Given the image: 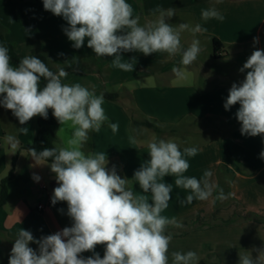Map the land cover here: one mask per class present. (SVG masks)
Masks as SVG:
<instances>
[{
  "label": "crops",
  "instance_id": "0c3cea01",
  "mask_svg": "<svg viewBox=\"0 0 264 264\" xmlns=\"http://www.w3.org/2000/svg\"><path fill=\"white\" fill-rule=\"evenodd\" d=\"M139 1L137 4L135 0H127L133 15L140 11L147 24L151 17L159 19L161 11L172 9L175 14L166 17V23L177 29L179 24L189 25L180 32V38L184 48L194 39L199 40L201 52L194 63L184 66L179 53L145 56L136 52L133 61L136 71L124 76L125 71L112 67L113 57H98L87 47V40L76 49L79 56L74 58L77 52H72V42L64 32L67 21L45 10L43 0H0V21L7 29L8 41L24 57L45 49L47 40L54 42L60 37L62 51L68 57L49 56L53 68L97 61L89 70L66 71L67 76L61 79L66 84L80 83L96 95H119L116 101L104 96L103 104L108 122L119 124L118 132L113 134L106 122L99 133L89 134L84 148L86 153L105 152L107 168L115 167L123 178L131 180L134 172L150 159L148 144L160 139L174 141L181 151L192 146L199 149L195 157H186L190 168L184 175L202 180L204 173L210 172L212 196L182 204L180 201L190 190L176 188L175 177L164 178L165 183L173 184V192L162 215L174 217L182 225L168 228L173 237L169 264L173 251H193L199 264H239V254L249 252L257 259L264 252V159L260 158L264 134L242 135L241 123L235 116L239 104L228 110L224 104L232 84L239 85L245 79L248 70L240 69L247 58L257 49L264 50V0ZM210 8L220 12L224 20L204 21L201 12ZM197 24L207 31L193 33L191 29ZM254 38H258V43H254ZM214 39L222 43L216 53ZM132 57L133 54H125L124 58ZM38 119L36 116L21 125L11 110L0 106V193L1 182L13 168L16 157L14 176L7 183V201L0 208V264H8L21 228L39 240L72 225L67 203H51L53 190L58 186L49 167L51 162H36L28 150L21 149L22 145L34 142ZM135 119L152 121L160 132L146 125L135 127ZM70 135L69 131L65 134L59 129L56 146L65 147ZM129 137L136 143H131ZM34 176H39V181ZM134 183L130 181L133 190L142 193L138 183ZM221 188L225 194H231L223 201L216 199ZM40 205L44 208L40 209ZM29 246L39 251L38 244ZM95 252L102 258L104 246H96ZM81 255L88 257L93 253ZM260 264H264V256L260 257Z\"/></svg>",
  "mask_w": 264,
  "mask_h": 264
},
{
  "label": "clouds",
  "instance_id": "9594fccd",
  "mask_svg": "<svg viewBox=\"0 0 264 264\" xmlns=\"http://www.w3.org/2000/svg\"><path fill=\"white\" fill-rule=\"evenodd\" d=\"M44 9L62 16L68 27L64 32L72 47L80 49L87 40V47L98 57H113L112 67L133 72L135 57L124 59L122 53L140 52L145 56L153 53L181 54V63L189 66L201 52L200 42L194 39L190 46L181 44L180 32L189 25L179 24L178 29L165 22L175 12H160L155 22L141 25L134 17L127 0H43ZM204 21L224 16L215 8L202 10ZM193 33L207 31L197 24ZM258 43V38H254ZM245 79L233 83L224 107L226 110L239 104L235 113L241 123V134L255 137L264 134V50L257 49L247 58L241 72ZM67 76L65 69L54 73L36 56H25L18 66L11 64L9 48L0 43V106L11 110L21 125L32 118L48 117V110L61 125L71 129L65 147L45 148L31 156L43 160L55 174L58 184L53 190L51 203H67V215L72 225L37 240L33 234L20 229L11 249L8 264H169V246L172 234L169 226L182 227L176 219L162 213L169 207L173 184L165 183L166 176L175 177L176 188L190 190L182 204L194 199L204 201L212 196L210 172L202 180L184 175L190 168L186 157H195V146H180L172 140L154 141L148 144L149 160L134 172L131 180L121 178L115 167L108 169L105 152H85L90 133H99L108 122L103 104L104 95H96L80 83H62ZM41 78L46 83L41 88ZM107 127L115 134L118 123L108 122ZM23 130V128H22ZM9 140L14 139L8 137ZM131 143H136L129 137ZM264 159V151L260 153ZM39 181V176H34ZM138 183L142 193L133 190ZM151 200H149V195ZM231 195L219 189L217 200ZM167 233V234H166ZM30 243L39 245L37 252ZM104 246L101 258L96 246ZM84 252L93 255L84 257ZM261 252L253 259L250 252L239 254V264H260ZM171 264H199L193 251L171 252Z\"/></svg>",
  "mask_w": 264,
  "mask_h": 264
},
{
  "label": "trees",
  "instance_id": "16d2710c",
  "mask_svg": "<svg viewBox=\"0 0 264 264\" xmlns=\"http://www.w3.org/2000/svg\"><path fill=\"white\" fill-rule=\"evenodd\" d=\"M18 1L23 2L25 0H18ZM141 16H142V13H141ZM6 34H7V29L0 21V43H3L5 46L9 48V55L11 57V62H13L15 66H18L20 59L23 58L24 56L18 52L17 46L14 43H11L8 41ZM213 43L215 46L214 52L216 53L217 47L219 45L222 46V43H220V41H218L217 39H214ZM32 56H36L37 58L41 59L42 61L46 63V65L49 67L51 71H53L54 73H58L59 69H55L52 67L49 54L47 51L43 50V51L33 54ZM94 63H97V61H95L94 59H91L86 63H78V64L69 65V66L62 67V68L65 69V71L89 70L90 67ZM45 83L46 81H44L43 78H41V88L44 86ZM104 96L107 99L112 100V101H116L119 97L117 93H113V94L105 93ZM134 125L135 127H138L139 125H146L147 127L154 128L155 130L160 132L156 124L150 120L139 122L135 119ZM60 127L61 125L58 123L56 118L52 115V110L49 109L47 119H44L39 116L38 133H37V136L34 142L31 144L22 145L21 149L28 150V151L30 149H35L36 152L39 153L43 151L45 148H52V147L58 148L56 146V141H57V136H58ZM48 162H52L51 159H49ZM15 164H16V157H14L13 159V168L10 170L9 174L1 182L0 208H2L7 201V196H8L7 183L14 176Z\"/></svg>",
  "mask_w": 264,
  "mask_h": 264
},
{
  "label": "rangeland",
  "instance_id": "374dc122",
  "mask_svg": "<svg viewBox=\"0 0 264 264\" xmlns=\"http://www.w3.org/2000/svg\"><path fill=\"white\" fill-rule=\"evenodd\" d=\"M135 2L137 3V4H139V0H135ZM136 16H138L139 17V22H140V24L141 25H145V24H147V22H146V18H145V16H141V14H140V11H139V13H137V15L136 14H134V17H136ZM156 20H158V19H156L155 17H151V19H150V23H152V22H155ZM149 23V22H148ZM188 32V31H187ZM187 34V33H186ZM188 34H189V32H188ZM47 35H48V37H49V39L50 38H52L51 37V33H47ZM61 39H60V37H56L55 39H54V42H51V41H49V40H47V43H46V46H45V49H42V50H46L48 53H49V56H50V58H53V55H58L57 56V58H59V59H61V58H67L68 56L67 55H65L64 54V52L62 51V46H61ZM45 44V43H44ZM41 50V51H42ZM48 50H51V52L50 51H48ZM77 52V54H74L73 55V57L74 58H78V56H79V54H78V51L76 50V49H74L73 48V50H72V52L74 53V52ZM53 54V55H52ZM125 54H133V56L135 57V58H137V53L136 52H126V53H122V55H124V57H125ZM56 58V57H55ZM57 58H56V60H57ZM125 59V58H124ZM11 63H13V62H11ZM57 63V62H56ZM58 65H60L61 66V64L60 63H58ZM136 70H135V68H134V71L133 72H125V73H123L124 74V76H129V75H132V73H134ZM119 104V103H118ZM66 131H69L70 133H71V129H69L68 127H64V130H63V133H65L66 134ZM153 135L155 136L156 134L155 133H153ZM108 169H110V167L108 168ZM117 174L121 177V178H123L118 172H117Z\"/></svg>",
  "mask_w": 264,
  "mask_h": 264
},
{
  "label": "built area",
  "instance_id": "2783aa9c",
  "mask_svg": "<svg viewBox=\"0 0 264 264\" xmlns=\"http://www.w3.org/2000/svg\"><path fill=\"white\" fill-rule=\"evenodd\" d=\"M46 186H43L42 188H45ZM40 209H43L44 208V206L43 205H40V207H39Z\"/></svg>",
  "mask_w": 264,
  "mask_h": 264
}]
</instances>
